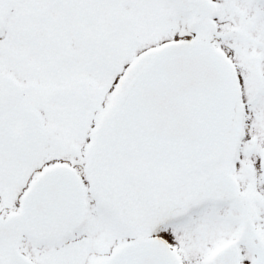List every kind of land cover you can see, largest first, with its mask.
I'll list each match as a JSON object with an SVG mask.
<instances>
[{
    "label": "snow or ice",
    "instance_id": "snow-or-ice-1",
    "mask_svg": "<svg viewBox=\"0 0 264 264\" xmlns=\"http://www.w3.org/2000/svg\"><path fill=\"white\" fill-rule=\"evenodd\" d=\"M0 264H264V0H0Z\"/></svg>",
    "mask_w": 264,
    "mask_h": 264
}]
</instances>
